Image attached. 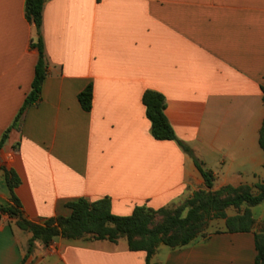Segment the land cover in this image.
Here are the masks:
<instances>
[{"label": "crops", "instance_id": "obj_1", "mask_svg": "<svg viewBox=\"0 0 264 264\" xmlns=\"http://www.w3.org/2000/svg\"><path fill=\"white\" fill-rule=\"evenodd\" d=\"M25 0H0V139L31 90L38 50ZM41 36L48 63L40 100L0 148V206L14 193L34 222L68 215L65 203L111 200L116 215L136 205L171 206L207 189L176 140H157L142 102L165 98L176 137L214 176L211 190L264 183V0H46ZM93 86L92 107L78 94ZM261 213L253 218L264 221ZM255 207V206H254ZM234 214V213H233ZM232 215V214H229ZM254 231V230H253ZM253 231L219 232L171 248L150 264H254ZM0 212V264H146V252L117 241L36 240Z\"/></svg>", "mask_w": 264, "mask_h": 264}, {"label": "trees", "instance_id": "obj_2", "mask_svg": "<svg viewBox=\"0 0 264 264\" xmlns=\"http://www.w3.org/2000/svg\"><path fill=\"white\" fill-rule=\"evenodd\" d=\"M45 1L25 0V18L36 29V36L31 39V45L38 50V58L31 90L26 95L12 125L1 137L0 148L10 128L19 124L25 110L40 100L42 83L48 68L41 36L42 11ZM262 92L264 104V87H262ZM92 97L93 86L90 83L78 94V101L84 111L91 110ZM142 102L145 106L146 117L151 123L152 136L157 140H176L180 147L193 157L207 189L195 190L191 197L176 206H163L155 209L145 204L136 205L129 215L114 214L109 197L92 201L79 197L65 203L70 210L68 215H55L42 222H34L24 217L21 203L14 193V188L19 184L20 179L13 170L3 167L12 203L0 206V212L15 218L16 225L20 229L32 234L28 241L27 254L33 251L36 240L49 245L58 236L68 239L109 241H117L124 237L129 250L146 252L145 262L150 264V259L159 244H165L171 248L187 245L204 235L205 226L209 220L224 219L225 230L229 232L254 230L256 249L254 264H264V221L257 222L251 210L252 207L264 201V183H257L253 186L225 185L217 190H211L214 176L211 171L202 167L192 149L176 137L164 113V95L154 90H146L143 93ZM259 145L264 151V119L259 131ZM229 209H233L235 213L229 215Z\"/></svg>", "mask_w": 264, "mask_h": 264}, {"label": "rangeland", "instance_id": "obj_3", "mask_svg": "<svg viewBox=\"0 0 264 264\" xmlns=\"http://www.w3.org/2000/svg\"><path fill=\"white\" fill-rule=\"evenodd\" d=\"M180 204V203H178ZM178 204H175L173 206H176ZM262 206H255L253 207V213L255 216H258L261 213ZM235 211L233 209L228 210V214H233ZM225 228L224 219H211L208 221L207 225L205 226L204 235L199 237H206L209 233L222 230Z\"/></svg>", "mask_w": 264, "mask_h": 264}, {"label": "water", "instance_id": "obj_4", "mask_svg": "<svg viewBox=\"0 0 264 264\" xmlns=\"http://www.w3.org/2000/svg\"><path fill=\"white\" fill-rule=\"evenodd\" d=\"M37 241L41 242L40 240H37Z\"/></svg>", "mask_w": 264, "mask_h": 264}]
</instances>
